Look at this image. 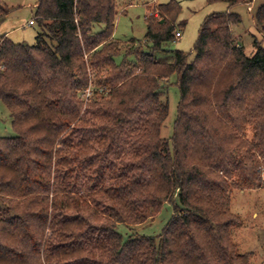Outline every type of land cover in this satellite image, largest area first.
<instances>
[{"label": "trees", "instance_id": "obj_1", "mask_svg": "<svg viewBox=\"0 0 264 264\" xmlns=\"http://www.w3.org/2000/svg\"><path fill=\"white\" fill-rule=\"evenodd\" d=\"M209 1L227 11L204 18L193 59L155 57L180 33L174 0L145 17L146 44L112 38L115 0H38L33 45L0 36V101L14 132L0 137V264H256L235 251L230 204L232 189H264L255 159H264V49L254 40L248 55L232 32L241 18L230 10L252 0ZM11 10L0 3V25ZM251 18L264 40V3ZM172 75L179 101L164 139ZM90 112H103L102 135L64 152ZM126 132L141 150L136 173L106 182L93 172L79 186L95 144L111 151ZM166 203L173 213L159 235L119 232Z\"/></svg>", "mask_w": 264, "mask_h": 264}, {"label": "rangeland", "instance_id": "obj_2", "mask_svg": "<svg viewBox=\"0 0 264 264\" xmlns=\"http://www.w3.org/2000/svg\"><path fill=\"white\" fill-rule=\"evenodd\" d=\"M171 0H115L116 20L112 38L117 41L128 42L131 39L145 43L143 41L146 32L145 17L153 14L159 18L157 6L167 4ZM178 3L181 12L175 23V30L180 32V38L173 42L165 43L162 50L155 53L156 59L164 62H172L174 51L189 53L193 59V46L197 39L198 30L204 18L213 13L226 12L227 5L222 2H210L209 0H174ZM38 0H0V3L11 8L10 14L0 25V36L6 34L12 42L16 44L33 45L38 29L36 25H30L33 21V13ZM264 3V0H252L247 5H236L230 11L236 13L241 18V23L232 26V32L237 39V46H243L246 53H253V41L260 42L264 49V40L257 31L252 20V15ZM248 9V10H247ZM102 30V25H94L92 32L97 33ZM146 44V43H145ZM146 49V48H145ZM119 61V59L117 60ZM175 75L168 79V86L165 97L168 100V116L161 128V137L169 139L172 135L173 123L176 116V108L179 101L178 90L175 85ZM89 97L91 89H88ZM86 92V93H87ZM85 93V97H86ZM103 112L89 113L84 116L86 127L77 130L76 134L68 136L65 140L66 149L64 152L72 153L76 145L83 140L95 141L102 135L104 126H101L100 119ZM127 131V130H126ZM250 135V130L246 132ZM108 134V133H105ZM14 136L10 126L8 111L0 101V137ZM83 137V140L81 138ZM138 134L133 137H137ZM109 138V137H108ZM132 136L125 133L124 136L115 138L111 151L101 149L95 144V152L90 160L85 161L82 171L79 173V186L85 185L91 173L97 172L98 177H104L105 181L117 173L121 175H133L137 171V166L141 161L140 148L132 147ZM260 169V180L264 185V159L255 155ZM91 163V165H89ZM73 165L76 170L75 163ZM107 169V170H106ZM106 170V171H105ZM107 174L103 175V172ZM117 171V172H116ZM65 174V173H64ZM68 180L64 179V183ZM83 190H85L83 188ZM84 191H81L83 193ZM176 201V200H175ZM231 212L237 217L238 225L231 229V240L238 254L253 253V261L256 264H264V189L251 191H231ZM173 213L172 205H163L160 213L153 221L140 226L127 228L120 226L119 232L122 235H141L155 237L160 234L163 226L168 222ZM95 246V244H92Z\"/></svg>", "mask_w": 264, "mask_h": 264}, {"label": "built area", "instance_id": "obj_3", "mask_svg": "<svg viewBox=\"0 0 264 264\" xmlns=\"http://www.w3.org/2000/svg\"><path fill=\"white\" fill-rule=\"evenodd\" d=\"M29 24H30V25H33V22L30 21ZM175 36H176V38H180L181 35H180V33L177 32V33H175ZM87 91H88V90H87ZM87 91H86V92H87ZM88 97H89V92L86 93V97H85V98H88Z\"/></svg>", "mask_w": 264, "mask_h": 264}, {"label": "crops", "instance_id": "obj_4", "mask_svg": "<svg viewBox=\"0 0 264 264\" xmlns=\"http://www.w3.org/2000/svg\"><path fill=\"white\" fill-rule=\"evenodd\" d=\"M248 10V9H247ZM5 36H6V34H5Z\"/></svg>", "mask_w": 264, "mask_h": 264}, {"label": "water", "instance_id": "obj_5", "mask_svg": "<svg viewBox=\"0 0 264 264\" xmlns=\"http://www.w3.org/2000/svg\"><path fill=\"white\" fill-rule=\"evenodd\" d=\"M25 45V44H24Z\"/></svg>", "mask_w": 264, "mask_h": 264}]
</instances>
